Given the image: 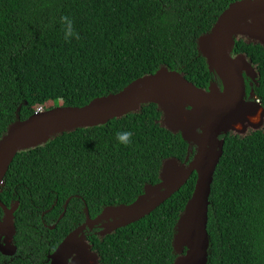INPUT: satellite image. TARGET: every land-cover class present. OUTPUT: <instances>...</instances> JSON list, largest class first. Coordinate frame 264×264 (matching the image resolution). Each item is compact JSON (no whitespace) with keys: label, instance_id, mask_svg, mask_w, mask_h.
Masks as SVG:
<instances>
[{"label":"trees","instance_id":"trees-1","mask_svg":"<svg viewBox=\"0 0 264 264\" xmlns=\"http://www.w3.org/2000/svg\"><path fill=\"white\" fill-rule=\"evenodd\" d=\"M234 1L0 0V139L10 125L38 109L20 88L14 63L55 37L69 6L81 5L84 18L105 44L93 61L82 64L73 56L70 41H58L33 64L31 78L47 98L75 89L55 107L118 93L137 78L156 73L163 59L164 70L173 71L164 51L188 81L207 90L215 74L198 54L195 39L208 34ZM263 23L259 16L240 30L264 42ZM245 38H235L232 55H247L237 61L256 75L255 81H248L262 110L248 105L237 114L228 135L222 136L224 155L210 195L207 264H264V45ZM165 102L166 121L176 127L173 100ZM162 116L156 104H145L139 112L105 125L65 132L18 152L0 188V199L8 208L18 203L16 254H1L0 264H48L46 255L85 222L86 209L95 219L104 207L129 206L157 185L165 160L182 158L186 147L179 134L161 127ZM182 119L191 124L184 112ZM120 131L133 133L131 145L118 143ZM46 133L33 138L39 140ZM182 166L168 162L163 180ZM143 176L149 179L132 185ZM195 181L194 174L154 212L111 236L88 232L87 247L81 245V255L72 264H178L185 249L173 248L175 226Z\"/></svg>","mask_w":264,"mask_h":264},{"label":"water","instance_id":"water-1","mask_svg":"<svg viewBox=\"0 0 264 264\" xmlns=\"http://www.w3.org/2000/svg\"><path fill=\"white\" fill-rule=\"evenodd\" d=\"M259 16H264V0H236L217 17L208 34L196 36L197 52L204 57L209 70L215 74V80L207 90L198 88L195 84L188 81L179 71V65L175 59L169 52L164 51L166 58L173 65L171 73L165 72L163 59V64L156 73L137 78L118 93H106L74 104L40 112L36 111L25 120H17L9 126L6 134L0 139V188L18 152L37 148L54 136L65 132H71L78 128L105 125L116 118L139 112L145 104H156L163 113L160 121L161 127L172 133L179 134L180 139L185 141L186 147L182 150L183 156L180 159L170 157L165 160L159 180L156 182L161 186L157 196L150 198L133 218L106 236H111L121 229L134 225L154 212L177 193L195 174L196 181L193 193L176 222L173 248L177 242L182 220L187 218L192 212L194 213L192 222L195 236L190 245H186L183 248L185 251L180 255L185 258L189 252H192L190 264H196L200 252H202L203 264H207L210 245L208 234L210 195L214 186L215 172L224 155L225 139L222 136L228 135L220 128V125H228L229 121L233 119L236 106L241 102L248 101L246 77L249 81L250 78L241 70L237 61L239 56L246 54L232 55L235 38L239 36L246 37L251 42L264 45L263 41L250 37L236 27L240 23L257 21ZM198 41H201L202 44H198ZM224 79L227 80V87ZM250 85L252 84L250 83ZM169 91L184 95L185 98L181 100L187 104L185 107L188 113L193 114L194 112V120L190 113L187 115L190 118V123L196 121L193 124V129L202 144H196L193 147V138L187 137L183 128L179 129L167 123V102L160 95L162 92ZM185 122L187 123V121ZM47 127L48 131L45 136L39 140H34L33 136ZM198 154H203L206 157V165L202 164L201 159L197 158ZM168 162H173L177 165L183 164L185 171L177 176L170 186H165L163 185V178L165 165ZM145 178L149 179L147 176H143L132 185L140 183ZM127 191L128 188L123 193ZM110 206L104 207L96 219H92L86 211L88 214H86L85 222L67 235L51 253L46 255L48 264H58L56 256L60 249L65 243L76 237L79 240V244L78 242L75 244L67 261L68 264H72L76 257L81 255L79 253L81 245L86 246L84 239L88 236L87 232L97 229V234L102 233L104 231L102 229L113 221V217L103 218L106 208H110ZM0 208L4 213V218L0 220L1 236L6 235L4 229L7 226L5 225H11L13 231L10 238L13 239L16 233L14 212L18 208V203L16 202L12 208H8L0 199ZM122 218L124 217L122 216L120 219ZM0 252L4 256H14L16 247L11 246L10 243L5 247L0 245ZM71 259L72 262L69 263Z\"/></svg>","mask_w":264,"mask_h":264},{"label":"bare ground","instance_id":"bare-ground-1","mask_svg":"<svg viewBox=\"0 0 264 264\" xmlns=\"http://www.w3.org/2000/svg\"><path fill=\"white\" fill-rule=\"evenodd\" d=\"M264 17V16H261ZM243 26V23H240L239 25H237V29L240 30V28ZM264 26V23H263ZM241 70L243 72H245L247 74V76L252 80L255 81L256 79V75L252 72L251 68L249 66H245L243 64H240L238 62ZM167 72V71H165ZM172 72V71H171ZM171 72H167V73H171ZM224 83L225 86H228L227 80L224 79ZM181 93L178 92H173V91H169V92H162L160 96H162L165 101H167L168 99H172L173 100V105L175 107V110L172 111L171 116L173 119V122L175 124V126L177 128H183L185 131V134L187 137H191L193 138L194 145H198V144H202V141L198 139V137H196V133L193 129L194 125L196 123V121H192L191 124H185V122L182 119V112L189 114L186 111V105L185 101H182L181 99L185 98L183 94L182 97L180 95ZM252 96H254V92H252ZM248 105H253L255 108L259 109L260 111L262 110V104L261 102H259V100L257 99V97H254L253 100L250 101H246V102H241L240 104H238L235 108V111L233 113V119H231L228 123V125L226 126H222L220 125V128L223 129L225 134H228L232 125L234 124V122L236 121L237 118V114L242 111L243 109H245ZM191 114V113H190ZM191 117H193V120L195 118L194 112L193 114H191ZM52 128V127H51ZM48 131V127L39 131L37 134L43 133ZM37 134H35L34 136H36ZM33 136V137H34ZM201 146V145H200ZM197 158L200 160L202 164L206 165V157L203 154H198ZM184 165L177 169L174 173V175L169 178L164 180V184L165 186H170V184H172L176 177L179 176L180 174H182L184 172ZM160 187L158 184L155 186L150 187L148 190H146V192L144 194H142L141 196L138 197V199L131 205L129 206H120L117 208H108L106 209L105 214L103 215V218H107L109 216L113 217V221H111L109 224H107L102 230H104L102 233H98V234H109L111 231H113L114 229H117V227H120L121 225L125 224L126 221L130 220L131 218H133L135 216V214L137 212H139V210L142 208V206L150 199V198H155V196H157ZM193 214L194 213H190L188 215L187 218L183 219L180 225V230H179V235L177 238V242L175 245V249L176 250H180L182 246H189L190 243L192 242L194 236H195V232H194V228H193ZM124 217L122 219H120L121 217ZM119 217V219H118ZM96 219V218H95ZM7 226L4 229V233L6 235H11L13 228L11 225H5ZM188 232L190 235V238L186 235L185 232ZM87 238V237H86ZM85 238V239H86ZM84 239V240H85ZM79 244V240L75 237L73 239H71L68 243H65L64 246L62 247V249H60L59 253L56 256V260L58 261V264H68V259L71 256V253L73 251V247L75 246V244ZM192 253V252H191ZM190 252L188 253V255L183 258L178 264H190L191 262V258H192V254ZM190 254V255H189ZM196 264H203V255L202 252H200V255L197 259V263Z\"/></svg>","mask_w":264,"mask_h":264},{"label":"rangeland","instance_id":"rangeland-1","mask_svg":"<svg viewBox=\"0 0 264 264\" xmlns=\"http://www.w3.org/2000/svg\"><path fill=\"white\" fill-rule=\"evenodd\" d=\"M65 16H68L73 21L74 32L79 34V39L77 40L75 36L71 37L69 40L72 44V54L73 56L82 64H87L93 61L104 47V41L101 40L90 27L87 20L84 18L81 12V5L76 4L69 6L66 9ZM247 41H250L248 38ZM64 39L63 26L61 24L59 31L55 37L45 46L42 47L38 52L31 54L26 59L18 60L14 63L15 71L18 75V82L23 93L27 96V100L30 105L34 108L42 106L43 108L55 107L60 105L64 100L68 99L75 91L73 89L71 92L62 94L58 97L47 98L44 94H41L31 78V68L34 63L39 61L47 48L58 41ZM251 80V79H250ZM252 87V86H251ZM253 88L251 91V97L249 100H253L255 97L252 96ZM72 259L69 260V263Z\"/></svg>","mask_w":264,"mask_h":264},{"label":"clouds","instance_id":"clouds-1","mask_svg":"<svg viewBox=\"0 0 264 264\" xmlns=\"http://www.w3.org/2000/svg\"><path fill=\"white\" fill-rule=\"evenodd\" d=\"M60 22L63 26L64 39L69 40L71 37L75 36L78 40L79 34L74 32L73 21L68 16H62ZM251 83V82H250ZM252 84V83H251ZM133 133L130 131H120L116 134V139L119 144L124 145L125 147L131 145Z\"/></svg>","mask_w":264,"mask_h":264},{"label":"flooded vegetation","instance_id":"flooded-vegetation-1","mask_svg":"<svg viewBox=\"0 0 264 264\" xmlns=\"http://www.w3.org/2000/svg\"><path fill=\"white\" fill-rule=\"evenodd\" d=\"M246 85H247V87H246V90H247V100L249 101V98L251 97L252 88L250 89L251 85H250V82L248 81V78L247 77H246ZM3 218H4V213H3V216L0 218V220H2ZM93 231H97V229H94ZM88 232H91V231H88ZM88 232H87V234H88ZM8 239H10L11 241H9ZM13 242H14V240L11 239L9 235H2L1 236V232H0V245H1V247H5V246L9 245V243L12 244L11 246L15 247V245H14ZM1 254L2 253L0 252V255ZM9 257H12V256H9Z\"/></svg>","mask_w":264,"mask_h":264},{"label":"built area","instance_id":"built-area-1","mask_svg":"<svg viewBox=\"0 0 264 264\" xmlns=\"http://www.w3.org/2000/svg\"><path fill=\"white\" fill-rule=\"evenodd\" d=\"M37 111H38V112H40V111H44V108H43V107H41V106H39V107H38V109H37ZM86 211L88 212V210H87V209H86ZM87 212H86V214H88V213H89V212H88V213H87ZM89 216H90V215H89ZM91 218H92V217H91ZM92 219H94V218H92ZM9 241H11V240H9ZM10 244H11V243H10ZM11 245H12V244H11Z\"/></svg>","mask_w":264,"mask_h":264}]
</instances>
